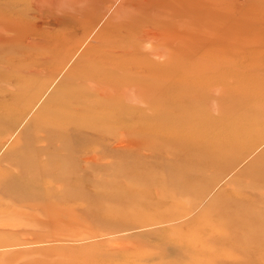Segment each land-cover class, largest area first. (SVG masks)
I'll list each match as a JSON object with an SVG mask.
<instances>
[{"label": "rangeland", "instance_id": "374dc122", "mask_svg": "<svg viewBox=\"0 0 264 264\" xmlns=\"http://www.w3.org/2000/svg\"><path fill=\"white\" fill-rule=\"evenodd\" d=\"M105 58L124 82L97 96L80 76ZM69 93L90 110L69 121L83 130L46 121ZM0 114V176L11 149L34 153L35 134L17 143L34 120L72 143L59 180L36 177L53 182L39 196L64 199L47 216L0 200L1 222L33 223L3 232L16 244L0 264H264V241L248 236L264 219V176L249 169L264 153V0H0ZM234 134L244 142L227 168Z\"/></svg>", "mask_w": 264, "mask_h": 264}, {"label": "bare ground", "instance_id": "6f19581e", "mask_svg": "<svg viewBox=\"0 0 264 264\" xmlns=\"http://www.w3.org/2000/svg\"><path fill=\"white\" fill-rule=\"evenodd\" d=\"M8 1H14V0H8ZM159 8H161V6H159ZM197 14H199V13H197ZM192 16H194V15H192ZM203 17H204V15H203ZM193 19H194V17H193ZM196 19H198V18H196ZM117 43L118 42H116V44ZM131 51H135V48L131 49ZM117 56H118V58H121V60H125V58H127V57H125V55H122V54H118ZM99 62H100V65L97 63H94L93 65H91V69L88 66L87 68H89V70L88 69L85 70L84 74L81 73V76H80L84 82L88 83L89 85H91L93 87L94 91L97 93V94L95 93L97 96L99 93L100 94L105 93V91H106V89H102L101 87L111 85V84H114L117 82H119L120 84L122 82H124V80H118L115 78V77H117V76H115V68L111 67V64L113 62L111 60H109V58H105L104 60H102V61L100 60ZM166 64H167V62H166ZM150 74H152V73H150ZM163 80H165V79H163ZM115 88H117V87H115ZM69 94L71 97H70V100H68V101H70V102H68L67 100H64V99L62 100L63 107H65L64 110L60 109L59 105L54 106L53 107L54 109L51 108L50 111H47L48 114H51L53 116L51 118V121H49L50 119L46 120V121L52 123L54 119H56L55 121H60V120L66 121L68 119V121L66 122L67 125H64V127L67 126V127H65V131L67 130V131L71 132L72 127H74V126L78 130H83L84 124H83V121L81 119L79 121H77L76 123L75 122L74 123L69 122V121L71 119L76 120L79 116H82L83 114H88L90 112V110H87L88 105L85 101L79 99L78 97H75V93H69ZM95 97L96 96L89 97L88 103L91 104L92 100L96 101ZM150 104H151V102H150ZM105 110H106V112L109 113V115H112L113 113H117V112H113L112 110H107V108H105ZM47 112L45 111L46 115H48ZM184 112H185L184 110L179 109V110H177L175 116L177 117L179 115H184L183 114ZM188 114L190 116H192L190 113H188ZM171 116L172 115L167 113L166 115H164V118H162L161 121L160 120H158V121L153 120V123L156 124V122H162V123L166 122L171 118ZM5 119L6 118L1 117V114H0V131H2V129L4 127ZM34 123H35V120L29 125V128L21 136H19V138L17 139V143H20V142L24 141L25 136L29 135L30 133L35 134L38 138V140H37L38 143H36V145L34 146L35 147L33 149L34 153H31V155L27 156L25 154V152L21 151L20 149H17V148L11 149L10 153L14 152L15 155L17 156V158L13 162L12 168L6 169V171H4V173H3V175L0 176V178L4 177L5 180H8L7 184H4L2 188L0 187V200L6 201L8 203L6 206H7V210L11 213V215H16L19 217H21V216L24 217V216H26L25 214H32L33 216L38 215L39 217L41 215V217H42V216H44L43 213L44 214L46 213V216H47L48 215L47 211L44 210L46 208V206L50 205L54 208V206L57 203L61 204L64 201V199H60L59 196L58 197H55V196L54 197H52V196L48 197L47 196L45 198H43L42 196H39L38 193L40 191L37 192L38 188L43 187L44 191L42 190L41 194L48 195V192H49L48 190L51 188V186L53 187V182L52 183H49L46 181L39 182L36 179V177L40 178L45 174H49L50 172H55L57 175L55 177V179H58V178L60 179L61 175H62V172H60L61 171L60 169H62V167L60 166V163L64 162L62 153L69 151V147H71L72 143H68V141H65L64 135L57 134L56 132H53V131H49L47 133L46 132L45 133H43V132L39 133V131H42L44 129L45 130L49 129L51 126V123L50 124H44L43 126H41L39 128L37 127L38 125L37 124L34 125ZM33 125H34V129H33ZM86 130H88V128ZM96 131L97 130H94L93 132H96ZM192 131H195V132L193 134L189 133L190 135L196 136V137L202 136L201 133H198V131L191 130V132ZM204 140H206V139H204ZM222 141L224 142L225 146H230L231 148H229V149L224 148L225 150L221 149L220 154H226L227 152H230V155H232V156L226 158L225 161H227V163H223L224 166L227 168H229L231 166V164L236 166L237 160L235 158L237 155H239V152H238L239 149H237L235 147L239 144H243L244 139L241 138L239 135L234 134V136H230L226 139H223ZM2 143H3V140H2V142H0V145ZM253 146L254 145L251 144V145H249V147H245L247 149V152H250L251 149L254 148ZM250 166H251V167H249V169L251 170L250 178L252 179V181L254 183H257V179H255V177L259 178V177L264 176V153L261 156L257 157L251 163ZM155 184L156 183L152 182V183H150L149 187H154ZM142 185H144V184H142ZM165 188H167V187H165ZM29 189H30V191H29ZM34 191H36L37 196L35 194H33ZM116 191H118L119 196L123 197L122 193L123 192L125 193L124 189H118ZM164 191H165L166 195H172L173 194V190L169 191L168 188ZM112 196L115 197V194ZM145 202H148V201H145ZM67 207L73 209L75 206L72 204H68ZM25 212H28V213H25ZM50 212H49V214H50ZM254 215L256 216V219H254L256 229H253L249 233L244 232V234L248 233V236L250 235L252 237V239H258V240L260 239V240L264 241V230H263V228H264V226H263L264 221L263 220L264 219L262 217L263 215L260 212L258 213V215H256V214H254ZM18 220H19V218H15V216H14V219L7 220L6 222L0 221V236L1 237L3 236L2 235V234H4L3 232H9V231H11L13 233L14 232L19 233L21 231V232H23V234H25V231L28 230L29 228H31V226H33V223L23 224V223L19 222ZM261 236H263V238ZM21 238H23L24 242H27V241L34 242V240L36 241L35 238L30 239V238H26L25 236H21ZM1 241H2V239L0 238V243H1ZM247 243H249V242H247ZM247 243L245 245H247ZM13 244H16V242L15 243L12 242L10 245H13ZM10 245L9 244L8 245L0 244V247H3V246L6 247V246H10Z\"/></svg>", "mask_w": 264, "mask_h": 264}]
</instances>
